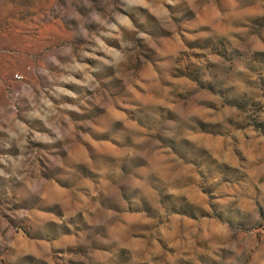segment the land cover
I'll list each match as a JSON object with an SVG mask.
<instances>
[{
    "label": "rangeland",
    "instance_id": "obj_1",
    "mask_svg": "<svg viewBox=\"0 0 264 264\" xmlns=\"http://www.w3.org/2000/svg\"><path fill=\"white\" fill-rule=\"evenodd\" d=\"M0 264H264V0H0Z\"/></svg>",
    "mask_w": 264,
    "mask_h": 264
}]
</instances>
